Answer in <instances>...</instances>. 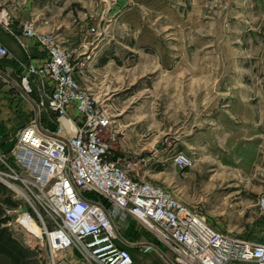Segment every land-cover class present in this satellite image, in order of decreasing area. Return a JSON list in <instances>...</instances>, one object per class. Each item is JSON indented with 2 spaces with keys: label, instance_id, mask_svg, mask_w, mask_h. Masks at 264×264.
<instances>
[{
  "label": "rangeland",
  "instance_id": "1",
  "mask_svg": "<svg viewBox=\"0 0 264 264\" xmlns=\"http://www.w3.org/2000/svg\"><path fill=\"white\" fill-rule=\"evenodd\" d=\"M0 10L36 31L34 18L53 22L81 88L105 98L115 157L135 162V179L227 235L264 239V0H0ZM178 154L192 165L176 167ZM24 208L0 183V264H87L30 243L16 225ZM153 246L145 261L160 264Z\"/></svg>",
  "mask_w": 264,
  "mask_h": 264
},
{
  "label": "built area",
  "instance_id": "2",
  "mask_svg": "<svg viewBox=\"0 0 264 264\" xmlns=\"http://www.w3.org/2000/svg\"><path fill=\"white\" fill-rule=\"evenodd\" d=\"M0 23L9 28L1 10ZM19 36L35 38L47 53L46 61L30 67L21 81L26 93L30 78L49 83L47 101L38 106L40 115L48 124L65 118L72 127V108L81 119L73 132L65 125L50 129L41 120L42 132L32 122L14 147L0 152V183L25 203L16 225L30 243L47 247L56 258L74 250L87 264H135L124 242L129 239L121 232L129 224L137 233L151 234L154 242L141 249L146 253L153 244L162 247V252L156 249L168 255L166 264H264V239L227 235L162 186L135 179V162L115 157L118 133L112 115L76 81L71 54L30 22ZM8 54L0 44V56ZM174 164L184 169L192 162L178 154ZM259 206L264 217V195Z\"/></svg>",
  "mask_w": 264,
  "mask_h": 264
},
{
  "label": "crops",
  "instance_id": "3",
  "mask_svg": "<svg viewBox=\"0 0 264 264\" xmlns=\"http://www.w3.org/2000/svg\"><path fill=\"white\" fill-rule=\"evenodd\" d=\"M33 20L37 22L38 32L49 33L53 36V22L47 21L48 23L46 24L35 18ZM26 23L25 19L22 18H12L11 22L9 21V28L0 23V44L9 52L7 57L0 56V152L9 151L14 147L21 130L32 122H36V111L34 106L13 84L17 83L22 87L21 81L22 78L28 75V69L30 67L41 66L47 59V53L35 38L19 36ZM56 37L60 41L72 39L68 33L56 34ZM74 77L78 83L79 81L80 83L83 82V78L77 75L75 71ZM49 94L50 89L47 81L41 83L30 78V91L28 95L37 106H39L41 102L45 103ZM104 99L105 98L100 99V97H98V101L106 103ZM41 117V120L44 121L50 129H54L53 124L50 122L48 124V120H43V116ZM68 118L73 123L71 129L74 131L81 119L78 118V114L72 108L69 109ZM60 121L61 126H64V124L68 122L65 118ZM129 228L128 224L123 227V230L128 234L129 231H127V229L129 230ZM150 237L151 238L141 233L136 242L127 241L131 246L126 245V247H128L132 253L135 264H147L145 257L149 256V253H145L139 248L144 244L153 243L154 239L151 234ZM160 255L161 256L158 258L159 261L157 262L166 264L165 261L168 262V255H163L161 252Z\"/></svg>",
  "mask_w": 264,
  "mask_h": 264
},
{
  "label": "water",
  "instance_id": "4",
  "mask_svg": "<svg viewBox=\"0 0 264 264\" xmlns=\"http://www.w3.org/2000/svg\"><path fill=\"white\" fill-rule=\"evenodd\" d=\"M14 86L25 96V98L34 106L35 111H36V124L37 127L43 132L42 129V122H41V116H40V110L39 107L37 106V104L29 97L28 93H26L23 88L17 84V83H13ZM117 235L119 236V238L122 239L121 235L119 234V232L116 230ZM126 245L131 246L128 242L124 241Z\"/></svg>",
  "mask_w": 264,
  "mask_h": 264
},
{
  "label": "bare ground",
  "instance_id": "5",
  "mask_svg": "<svg viewBox=\"0 0 264 264\" xmlns=\"http://www.w3.org/2000/svg\"><path fill=\"white\" fill-rule=\"evenodd\" d=\"M70 122H66V124H64L65 126H68V125H70L69 124ZM31 230H33L34 232H36V233H39V230H38V228L35 226V225H32L31 226ZM148 233V232H147ZM129 243V242H128Z\"/></svg>",
  "mask_w": 264,
  "mask_h": 264
},
{
  "label": "trees",
  "instance_id": "6",
  "mask_svg": "<svg viewBox=\"0 0 264 264\" xmlns=\"http://www.w3.org/2000/svg\"><path fill=\"white\" fill-rule=\"evenodd\" d=\"M264 218V217H263ZM129 227H131V226H129ZM132 228V227H131ZM263 229H264V227H263ZM264 231V230H263Z\"/></svg>",
  "mask_w": 264,
  "mask_h": 264
}]
</instances>
